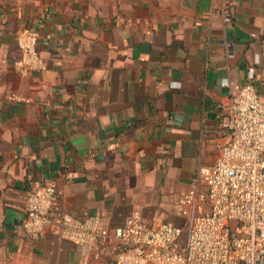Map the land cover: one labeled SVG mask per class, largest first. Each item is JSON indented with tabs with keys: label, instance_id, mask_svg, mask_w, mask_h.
<instances>
[{
	"label": "crops",
	"instance_id": "0c3cea01",
	"mask_svg": "<svg viewBox=\"0 0 264 264\" xmlns=\"http://www.w3.org/2000/svg\"><path fill=\"white\" fill-rule=\"evenodd\" d=\"M26 27L44 70L14 67ZM230 82L264 101V0H237L231 23L222 0H0V264H81L74 243L14 229L52 179L107 228L182 224L175 205L227 140Z\"/></svg>",
	"mask_w": 264,
	"mask_h": 264
},
{
	"label": "built area",
	"instance_id": "2783aa9c",
	"mask_svg": "<svg viewBox=\"0 0 264 264\" xmlns=\"http://www.w3.org/2000/svg\"><path fill=\"white\" fill-rule=\"evenodd\" d=\"M236 6L237 0H222L226 23L233 21ZM38 43L37 30L20 32L17 71L46 69ZM224 45L233 58L232 43ZM229 87L227 140L217 162L199 168L192 188L175 205L182 224L149 223L134 212L107 228L99 214L69 212L63 188L52 179L29 190L26 217L15 231L31 239L54 233L77 245L81 264H264V101L252 82Z\"/></svg>",
	"mask_w": 264,
	"mask_h": 264
}]
</instances>
